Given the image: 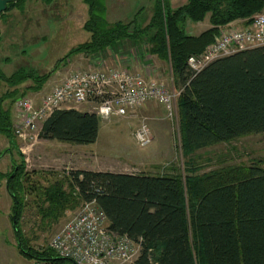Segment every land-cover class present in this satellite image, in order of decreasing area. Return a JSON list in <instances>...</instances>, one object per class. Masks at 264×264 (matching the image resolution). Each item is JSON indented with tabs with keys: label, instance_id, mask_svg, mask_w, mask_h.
Instances as JSON below:
<instances>
[{
	"label": "trees",
	"instance_id": "obj_1",
	"mask_svg": "<svg viewBox=\"0 0 264 264\" xmlns=\"http://www.w3.org/2000/svg\"><path fill=\"white\" fill-rule=\"evenodd\" d=\"M42 1L50 4L54 0ZM82 1L89 8L83 28L91 35L70 54L84 53L92 61L98 60V65L103 61L101 55L112 50H116V61L127 67L153 56L168 63L182 86L184 154L264 133V45L218 58L199 72L188 65L190 56L203 53L217 40L222 26L236 20L248 25L254 16L264 13V0H188L176 8L169 0H154L145 16L137 12L132 19L113 23L106 18V0ZM26 5L27 0L11 1L0 20L13 8L24 12ZM207 16L209 28L198 35L188 33V20L199 23ZM131 47L141 54L134 55ZM51 76L27 67L11 74L0 68V83L8 86L0 94V132L10 142L15 141L14 123L6 103L24 95L19 91L22 83L32 80L40 89ZM99 129L95 112L62 108L43 122L39 138L92 144ZM189 167L185 176L75 169L66 180L44 186L28 183L24 167L14 166L12 172H0V182L6 180L18 246L29 259H65L50 247L31 246L21 228L25 194L35 193L42 222L48 224L94 201L105 213L111 231L139 243L140 254L133 264H264V161L226 165L201 174L192 173L197 167Z\"/></svg>",
	"mask_w": 264,
	"mask_h": 264
},
{
	"label": "rangeland",
	"instance_id": "obj_2",
	"mask_svg": "<svg viewBox=\"0 0 264 264\" xmlns=\"http://www.w3.org/2000/svg\"><path fill=\"white\" fill-rule=\"evenodd\" d=\"M169 1L172 7H178L186 0ZM153 3L154 0H124V3L110 4L109 20L107 10L106 18L109 22L116 19L126 21L132 19L137 12H140L139 15L143 17ZM88 10V6L82 0H54L50 4L42 0H27L24 12L13 8L0 20V68L7 74H11L19 67L35 70L40 75L52 74L40 89H37V84L32 80L22 83L19 91L24 95L20 98L39 99L72 72L98 65L96 64L98 60L92 61V58H86L84 53L70 54L72 50L90 39L91 34L83 28L84 22L89 17ZM186 24L188 33L193 35H198L200 31L211 26L209 16L202 22L193 23L188 20ZM223 28L225 27L222 26ZM130 49L135 50L134 55L136 52L137 55L141 54L136 47ZM111 52L114 55L116 50ZM129 52H123V55L131 56ZM120 55L123 56L121 53ZM108 56L111 57L108 53L105 56L101 55L105 60L102 61L104 66L120 69L129 67L128 70L141 72L176 93H180L182 86L174 79L171 66L160 61L156 56L144 59L142 63L137 60L136 68H133L134 64L127 67L116 59L115 62H108L109 60L106 59ZM78 60L80 62H77ZM70 63H76L78 67L67 68ZM7 89L6 84L0 83V94ZM179 97L180 94H177L173 119L169 117L164 105L153 100L130 110L126 115H114L107 121L100 118L98 140L92 144L57 143L41 139L39 132L43 123L36 132L37 138L22 140L14 136L15 141L10 142L0 132V172L9 173L14 170V166L16 168L23 166L29 177L28 183L45 186L56 180H66L69 172L78 169V166L93 165L100 169H114L110 170L113 172L125 170L136 174L182 173L185 176V169L189 166V168H198L193 169L192 173L201 174L226 165L263 164L264 133L249 134L230 142L198 150L193 154H184ZM6 107L11 108L14 123L16 102L8 101ZM87 108L92 110L93 105L87 103ZM144 121L151 129L152 139L147 146L143 147L137 143L135 132ZM75 150L80 160L73 157ZM25 196L27 205L22 212L20 225L29 239L28 243L36 249L49 247L51 238L75 216L82 206L81 204L75 210L68 211L59 222L48 224L47 221L42 222L36 194L29 193ZM12 205V198L6 189V180L2 179L0 182V264H73L67 259L45 262L24 257L18 246L14 227L16 219L13 217Z\"/></svg>",
	"mask_w": 264,
	"mask_h": 264
},
{
	"label": "built area",
	"instance_id": "obj_3",
	"mask_svg": "<svg viewBox=\"0 0 264 264\" xmlns=\"http://www.w3.org/2000/svg\"><path fill=\"white\" fill-rule=\"evenodd\" d=\"M223 27L217 40L203 53L189 57L191 70L199 72L218 58L264 45V13L254 16L248 25L242 21ZM95 66L72 72L39 99H18L13 124L15 136L22 140L37 138L40 124L54 110L87 103L93 105L92 111L104 121L114 115H126L151 100L164 105L169 117L174 118L175 98L180 93L141 72L128 70L129 67ZM151 134L144 121L137 128L135 139L144 147L151 142ZM49 247L75 264H133L141 249L139 243L109 229L105 213L94 201L82 204L75 216L51 238Z\"/></svg>",
	"mask_w": 264,
	"mask_h": 264
},
{
	"label": "crops",
	"instance_id": "obj_4",
	"mask_svg": "<svg viewBox=\"0 0 264 264\" xmlns=\"http://www.w3.org/2000/svg\"><path fill=\"white\" fill-rule=\"evenodd\" d=\"M188 0H186L185 1V3L187 2ZM114 3H124V0H106V9H107V17H108V20H109V12H110V4H112V5H114ZM184 3V4H185ZM44 7H46V6H44ZM43 7V8H44ZM49 7V6H48ZM43 8H42V10H43ZM174 8H176V7H174ZM117 9V8H116ZM115 9V10H116ZM134 9H135V7H134ZM133 9V10H134ZM115 15V14H114ZM115 17H116V15H115ZM117 21H121V20H118V19H116V20H114V21H112L111 23H113V22H117ZM85 23V22H84ZM234 23H242V20H236V21H234ZM204 31V30H203ZM202 31H200L198 34H200ZM107 54V53H106ZM106 54H104V56L106 55ZM108 54H110L111 55V57L110 56H108L106 59H107V61L108 62H115V56L113 55V53L111 52V51H109L108 52ZM86 58H92V57H89V56H87V55H84ZM114 59V60H113ZM103 60V59H102ZM103 61H105V60H103ZM75 62V61H74ZM77 62H80L79 60L77 61ZM101 64H103V63H101ZM69 67V69L71 68L72 69V67H78L77 65H76V63H70V64H68V66H67V68ZM137 66L135 65V66H133V68H136ZM67 68H66V70H67ZM74 108H76V109H78V110H80V111H92V110H89L88 108H87V104H83V105H78V106H75ZM15 112H16V110H15ZM11 113H12V110H11ZM12 117H13V115H12ZM99 132H100V129H99ZM99 136V135H98ZM98 140V139H97ZM49 141V140H48ZM57 142V141H56ZM57 143H59V142H57ZM60 143H62V142H60ZM78 153H77V151L75 150L74 151V155H73V157L74 158H76L77 160H80V158H79V155H77ZM78 169H84V170H93V171H104V170H107V171H110V170H114V169H100V168H98V167H95V166H93V165H90V166H86V167H84V166H78ZM111 172H113V171H111ZM115 172H121V173H131V172H129V171H125V170H123V171H120V170H116Z\"/></svg>",
	"mask_w": 264,
	"mask_h": 264
},
{
	"label": "water",
	"instance_id": "obj_5",
	"mask_svg": "<svg viewBox=\"0 0 264 264\" xmlns=\"http://www.w3.org/2000/svg\"><path fill=\"white\" fill-rule=\"evenodd\" d=\"M11 1H15V0H0V14L6 11L8 4ZM15 224H16V222H14V227H15ZM16 234H17V237L19 238L18 233H16ZM19 244H20V241H19Z\"/></svg>",
	"mask_w": 264,
	"mask_h": 264
}]
</instances>
